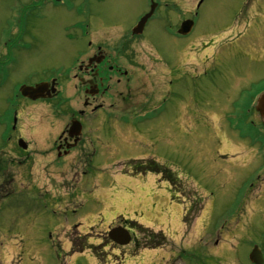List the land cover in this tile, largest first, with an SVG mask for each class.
Segmentation results:
<instances>
[{"label":"rangeland","instance_id":"1","mask_svg":"<svg viewBox=\"0 0 264 264\" xmlns=\"http://www.w3.org/2000/svg\"><path fill=\"white\" fill-rule=\"evenodd\" d=\"M64 1V6L33 8L34 0H0V149L6 144L4 119L17 113V135L31 142L33 153L31 176L28 162L15 161L11 170L18 178L16 193L23 194L5 202V207L13 208L0 218L4 226L9 222L6 228L14 224L12 230L2 231L8 242L6 253L13 254L18 264H114L120 260L123 264H251L253 247L260 246L264 252V188L236 192L242 175L232 167L237 169L234 163L244 162L247 150L235 138V144L225 145L224 135H234L232 127L226 126L229 120L223 105L230 101L224 94L239 84L247 87L264 78V0H204L200 8L201 0H156L159 5L146 30L136 37L131 52L122 55L141 77L149 73L154 78L156 47L175 63L178 53L179 93L162 107L161 118L148 124L152 143L132 150L125 147V138H114L108 145L115 128L120 137L128 135L119 124L121 118L106 123L99 115L92 124L93 130L99 128L102 143L98 160L86 167L85 162L79 164L80 153H73L63 169L52 155H43L53 149L66 124L61 113H52L60 99L46 105L28 103L27 108L17 99V89L65 77L77 54L85 51L86 44L76 39L84 36L80 31H91L87 41L94 42L105 36L100 31H129L130 35L150 8V0ZM80 3L87 18L79 15ZM186 19L195 21L191 37L173 40L168 31L179 29ZM263 86L264 82L258 89ZM74 92L72 83L68 95ZM184 107L190 114L183 113ZM178 112L180 129L173 125ZM13 142L4 146L7 152L0 157L18 156L24 161ZM225 151L235 157L225 156ZM149 157L175 173L178 189L151 173L139 178L127 175L132 172L131 160ZM30 183L33 191L55 193L57 200L53 194L32 191L30 197ZM116 218L163 232L167 242L158 249L138 251L132 244L124 251H112L117 248L110 246L107 233ZM70 226H78L84 237L92 236L76 242H90L97 248L83 245V251L69 246ZM135 234L143 237L137 229ZM11 258L3 263H11Z\"/></svg>","mask_w":264,"mask_h":264},{"label":"flooded vegetation","instance_id":"2","mask_svg":"<svg viewBox=\"0 0 264 264\" xmlns=\"http://www.w3.org/2000/svg\"><path fill=\"white\" fill-rule=\"evenodd\" d=\"M50 4H57L64 0H48ZM81 4V3H80ZM83 9L84 6L81 4ZM33 8H37L39 4L31 5ZM83 17L87 14L85 12L80 13ZM84 36L77 37L76 39L86 44L85 51L77 54L76 60L66 73L65 77H52L44 80L38 84L48 83L50 84L49 90L56 88V93L52 96L45 93L48 98L40 99L37 101L30 100L23 97L20 93L16 92L17 99L20 97L25 107H29L28 103L37 105H46V103L52 100L60 99L58 105L54 106L52 113H61L62 118L66 120V124L60 133V136L55 139L53 149L43 155H52L55 160V164L60 163L59 166L65 168L64 164L70 159L72 154L78 155L79 153V164L82 162L86 163V166L92 165L95 160H98L99 147L102 144L99 142V128L92 129V124L97 120L98 116L102 115L104 122L121 118L119 124L123 125L126 129L128 137H120L118 131L115 130L110 132L111 142L107 141V144L113 142L114 138L120 141L125 138V147L132 150L144 149L146 145H149L151 140L148 138L151 132V126H148L152 121L161 118V114L164 112L162 107L167 106V103H171L176 99L179 93L177 85L179 83L178 66L180 62L178 60V53L176 63L169 61L165 58L160 48L157 46V61L153 72L154 78H151L150 74H146L147 77H141L137 73V68L133 67L132 64L126 62L125 53L131 52L133 49V43L136 42L137 36L132 35V31H100L105 33V36L101 39L98 38L94 41H87L88 35L91 31H80ZM178 31H168L169 36H172L173 40L182 39L188 41L191 34L185 37L178 35ZM171 33V34H170ZM178 52V50H177ZM218 57L220 55H217ZM221 59V58H220ZM213 63H216L215 60ZM210 63H208L209 68ZM204 69V70H207ZM196 73V72H194ZM264 82V78L257 82H251V92L246 93L247 87H243L239 84L234 91L228 94H224V98H229V103L223 105L225 107L224 115L231 119L234 123V129L231 131L234 136H229L228 133L224 135L225 145L234 142V138L237 140L238 145L246 147L247 152L244 153L246 159L242 164H235L237 169L232 167V170L241 176L240 189L236 190L238 193H252L253 190L249 188H264V120L257 108V102L261 94L264 93L263 88H259ZM74 83V95H68L69 86ZM36 84V85H38ZM34 85V86H36ZM22 86V85H21ZM54 86V87H53ZM20 88V87H19ZM72 102H76L77 105L72 106ZM51 105V103H50ZM122 105V108L119 107ZM60 107L59 110L57 108ZM22 108V107H21ZM178 111V108L175 110ZM174 111V112H175ZM183 113H189V108H183ZM177 113V117L173 120V125L180 129V116ZM190 114V113H189ZM19 114H13V122L11 131H7L8 141L5 144V148L15 141L12 145L17 146L23 153L24 161H21L18 156L2 159L0 157V218L7 217L12 211L13 207H5V202H9L13 198L21 196L23 193H16V187L14 185L15 178L11 175V170L14 169L15 161L17 164L27 163L29 166L30 176L32 175L31 165V142L27 143L26 149L19 147V141L22 137L17 135L18 132V120ZM57 118V115H54ZM80 122L82 132L79 136H76L71 131V126L74 122ZM189 125L190 123L187 122ZM147 127V128H146ZM188 127V126H187ZM146 128V129H144ZM91 130L97 135H91ZM120 131V129H119ZM242 135V136H241ZM97 139V140H96ZM98 141V142H97ZM241 147V148H243ZM0 149L1 155L7 150L2 147ZM245 150V149H243ZM226 155L234 156L228 151H225ZM42 156V155H41ZM77 158V157H76ZM157 159L149 157L145 160H137L132 162V172H128L129 175H144V174H155L159 177L160 181H165L167 184H171L172 187L178 186L177 177L175 173L165 166L157 164ZM66 162V163H65ZM64 165V166H63ZM61 170V169H59ZM29 176V174H28ZM30 178V177H28ZM251 179V180H250ZM250 182L248 183V181ZM83 182V179L81 180ZM77 185V184H76ZM32 193L37 194H53L52 197L56 198L55 193L37 192L32 190L31 183L29 186V194L31 197ZM264 192V191H263ZM3 222H0V264H15L16 261L13 254L6 253L8 251V242L3 240L4 235L2 231L12 230L14 224L10 228H6ZM117 226L122 225L123 227L130 230L134 237L133 231L129 228V223L118 221ZM6 233V232H5ZM2 236V237H1ZM135 240V238H133ZM262 251V250H261ZM263 255L264 252L262 251ZM12 257V258H11ZM11 258V263H3ZM15 261V262H14ZM18 264V263H16Z\"/></svg>","mask_w":264,"mask_h":264},{"label":"water","instance_id":"3","mask_svg":"<svg viewBox=\"0 0 264 264\" xmlns=\"http://www.w3.org/2000/svg\"><path fill=\"white\" fill-rule=\"evenodd\" d=\"M156 7H157V5L153 4L151 7L150 13L145 15L139 21L138 25L133 30L134 35H140L143 33V31L146 27V24L148 23L149 19L154 14ZM193 27H194L193 21H186L182 24L181 29L179 30V34L184 35V36L188 35L193 30ZM48 87H49L48 84H41V85H38L36 87L23 86V87H21L20 92L22 93L23 96H25L29 99L38 100L39 98H46V96H45L46 92L50 96L52 93H55V89H53V91H48ZM258 105H259L258 110L261 112L262 117L264 119V95L260 98ZM71 131L74 132V134L76 136H79L81 134V125L78 122H74L72 127H71ZM23 147H25V146H23ZM108 236H109L111 241H113L114 243H116L120 246L128 245L132 240L130 233L121 227L111 230L109 232ZM249 258L253 264H264V256L258 247H255L253 249Z\"/></svg>","mask_w":264,"mask_h":264},{"label":"trees","instance_id":"4","mask_svg":"<svg viewBox=\"0 0 264 264\" xmlns=\"http://www.w3.org/2000/svg\"><path fill=\"white\" fill-rule=\"evenodd\" d=\"M135 226L143 236L136 245L137 249H156L162 247L167 242V239L162 232L156 233L152 230L138 226L137 224H135Z\"/></svg>","mask_w":264,"mask_h":264}]
</instances>
